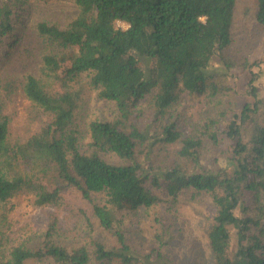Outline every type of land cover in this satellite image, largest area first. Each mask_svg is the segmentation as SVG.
Segmentation results:
<instances>
[{"label":"trees","instance_id":"1","mask_svg":"<svg viewBox=\"0 0 264 264\" xmlns=\"http://www.w3.org/2000/svg\"><path fill=\"white\" fill-rule=\"evenodd\" d=\"M26 2L0 3V50L13 29V10ZM235 2L75 0L78 12L66 25L38 22V36L52 47L41 55L42 77L27 74L22 92L48 121L26 139L10 141L2 93L8 95L11 84L0 87V202L21 192L31 195L34 206L59 205L71 190L91 202L93 194H102L103 204L93 203V214L115 236L116 247L94 241L93 257L102 263L165 264L157 261L159 253L157 260L133 254L115 225L116 213L156 202L171 209L181 192H205L216 206L207 232L209 264H264V100L257 95V74L250 70L246 85L252 101L224 122L232 142L225 167L201 164L208 146L219 143L215 121L208 119L198 134L184 137L168 115L183 93L206 98L224 93L228 71L248 66L231 48ZM254 2L249 21L264 31V0ZM84 73L97 96L116 108L112 120L89 123L90 153L79 150L74 123L79 93L73 85ZM176 142V158L159 165L154 149ZM103 153L120 162L105 160ZM27 259L88 264L90 254L84 246L46 239L36 249L12 247L0 264Z\"/></svg>","mask_w":264,"mask_h":264},{"label":"rangeland","instance_id":"2","mask_svg":"<svg viewBox=\"0 0 264 264\" xmlns=\"http://www.w3.org/2000/svg\"><path fill=\"white\" fill-rule=\"evenodd\" d=\"M254 1L236 0L232 24L231 48L236 57L246 58L248 66L228 71L224 79L229 88L226 92L210 98L203 95L189 97L183 93L168 113L170 121L176 123L184 137L198 134L200 126L208 119L215 121L213 128L219 143L216 147L208 146V153L201 159L205 169L226 166L232 142L225 135L224 122L232 112H238L245 103L252 101L246 86L250 70L257 74V95L264 100V31L249 21V9L254 6ZM77 12L75 0H27L13 10V29L5 37V46L0 50V87L11 84V92L8 95L2 93L10 141L26 139L48 121V115L28 101L22 92L27 74L42 77L41 55L52 47L38 36L37 23L44 21L64 26ZM73 89L79 93L74 113L78 147L81 152L90 153L89 123L112 120L116 108L113 103L97 96L86 73L74 83ZM148 100L141 103L142 108L147 107ZM225 107L230 112L223 114L221 109ZM179 147L180 143L176 142L165 150L155 148L159 165H164V161L169 164L175 159ZM103 158L112 163L120 162L112 153H103ZM64 198L59 205L34 206L30 201L31 195L21 192L7 203L0 202V259L12 247L36 249L49 239L68 248L86 247L90 254L88 264H118L116 260L102 263L93 257L94 241L108 248L116 247L115 236L101 227L92 210L93 203L103 204L104 195L93 194L91 202L71 190L65 193ZM262 202L264 204V196ZM215 211L216 206L208 193L194 194L185 190L171 209L164 202H156L149 207L123 210L116 213L115 225L124 233L133 254L140 258L157 260L156 253H159L162 257L157 261L165 264H209L211 253L207 232ZM48 232L50 236H47ZM235 243L232 230V249ZM24 264H49V260L27 259Z\"/></svg>","mask_w":264,"mask_h":264},{"label":"built area","instance_id":"3","mask_svg":"<svg viewBox=\"0 0 264 264\" xmlns=\"http://www.w3.org/2000/svg\"><path fill=\"white\" fill-rule=\"evenodd\" d=\"M116 25L124 29L127 28L128 26L126 23L121 22V21H116Z\"/></svg>","mask_w":264,"mask_h":264}]
</instances>
